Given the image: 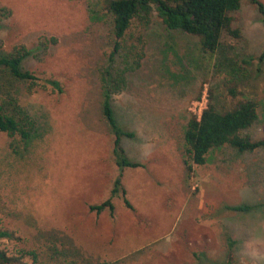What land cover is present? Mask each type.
<instances>
[{
  "label": "rangeland",
  "instance_id": "1",
  "mask_svg": "<svg viewBox=\"0 0 264 264\" xmlns=\"http://www.w3.org/2000/svg\"><path fill=\"white\" fill-rule=\"evenodd\" d=\"M232 25L239 38L224 35L213 58L190 64L191 38L166 31L155 14L147 27L132 19L127 41L144 34L145 58L112 105L118 122L136 131L123 145L142 165L122 170L131 205L117 194L113 208L98 212L90 204L110 196L118 174L101 94L111 17L102 0H0V48L32 50L24 65L40 78L18 85L37 136L0 130V226L21 237H0V248H33L36 264H225L231 236L232 264H264V146L215 148L189 172L183 162L186 122L210 94L220 110L253 99L258 118L243 134L264 139V14L242 0ZM249 56L233 74L230 64ZM241 204L252 207L234 208Z\"/></svg>",
  "mask_w": 264,
  "mask_h": 264
},
{
  "label": "trees",
  "instance_id": "2",
  "mask_svg": "<svg viewBox=\"0 0 264 264\" xmlns=\"http://www.w3.org/2000/svg\"><path fill=\"white\" fill-rule=\"evenodd\" d=\"M251 1L264 14V4L260 0ZM241 4L242 0H102L104 10L111 17L113 37L112 49L107 56L108 62L102 71V113L114 135L112 153L118 166V174L113 181L110 196L102 202L90 204L91 209L100 212L106 207L113 208L112 197L117 194H122L125 202L131 205L121 182L122 170L128 165H142L127 155L123 145L124 138L136 137V131L129 125L118 122L112 105L113 96L126 89L130 74L140 69L145 58L144 34H131L135 36V40L127 41L132 19L147 27L155 14L166 31L178 32L191 38L192 46L186 51V57L193 64L200 56L213 58L222 47L224 35L235 39L240 37L239 29L232 25V13L238 11ZM97 16L93 15L94 18ZM31 53L32 50L22 44L16 45L10 52L0 48V130L10 136H20L24 141L34 139L38 131L35 119L21 106L18 98L20 83L33 86L40 80L37 74L24 65ZM249 57L244 58L241 64H230L233 74H241L242 67L251 63L252 57ZM261 57H264V52ZM41 82L53 90L63 91L57 78H45ZM230 91L235 97L237 92L234 88ZM211 97L210 94L208 102L198 115L188 118L183 130L186 155L183 162L188 172L193 163H204L207 153L215 148L230 145L238 151H251L264 146V139L253 140L243 134L258 118L257 103L253 99H239L231 108L220 110L212 103ZM251 207L250 204L234 206L238 210ZM0 237L21 239L14 230L1 226ZM235 242V238L227 236L225 264L233 262ZM52 249H56L55 246ZM26 256L32 259L31 264H36L38 253L33 248L21 246L14 254L0 248V264H29L24 259Z\"/></svg>",
  "mask_w": 264,
  "mask_h": 264
}]
</instances>
